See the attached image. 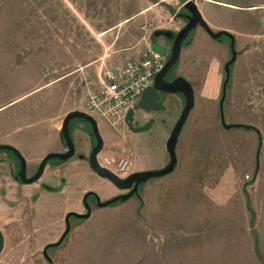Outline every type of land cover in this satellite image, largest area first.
<instances>
[{"label": "rangeland", "instance_id": "1", "mask_svg": "<svg viewBox=\"0 0 264 264\" xmlns=\"http://www.w3.org/2000/svg\"><path fill=\"white\" fill-rule=\"evenodd\" d=\"M73 1L76 2L75 5ZM104 1L0 0V107L6 106L0 110V117H5L7 125H17L22 114H29L36 120L35 118H39L42 114V107H47L48 104L55 105L60 101L63 102L59 105L61 107L75 105L79 108L77 110L86 109L88 95L85 94V105H80L72 95L79 85L77 75L70 76L65 83H53L74 69L69 66L61 67L57 63L64 47L69 50L67 55L70 60L77 55L84 56L85 61L83 59L80 61L83 65L105 53L104 42H111L120 30L133 31L141 27V36L144 40L150 41V34L154 31L178 32L184 27V21H174V16L183 10L186 0L160 1L157 4L153 3L157 0H107L105 3ZM194 1L197 5H202L206 0ZM210 1L206 7L208 10L203 9L202 15L205 21L207 22V18H212L211 21L221 26L234 27L240 32L234 34L238 58L231 67L232 78L226 91L224 103L226 123L254 126L261 133L263 145L260 148V136L254 130L224 129L219 104L226 78L224 67L231 59L229 40L223 37L221 43L215 41L204 34L206 32L201 27L191 32L184 42L179 63L173 69L177 76L184 77L193 85L196 100L195 108L187 118L179 143L180 146L186 145V149L191 152L190 155L195 160L190 166L192 170L221 175L222 180L218 190L222 192L221 199L226 206L236 198L234 196L229 199L226 196L231 192L230 183H234L235 187L242 191L243 189L248 191L245 204L250 214L249 218L255 223L258 234L264 237V0ZM143 5H153V8L138 20L123 22L124 25L110 37L94 35V32L88 29L90 22L91 25L95 24L94 19L89 21L79 14L86 9L89 16L95 17L98 16L95 13L100 15L111 8L112 12L122 20ZM79 9L80 12L77 14ZM96 22L99 29L109 24L105 19ZM211 29L214 32L229 31L216 27ZM75 80L77 82L74 83ZM35 89L39 91L18 100L20 96ZM82 89L85 87L83 86ZM163 102L166 111L156 115L158 122L148 132L131 133L124 121L113 125L112 121L98 119L100 133L104 139V149L98 159L103 166L121 177H126L140 172L141 168L162 169L164 167H161V164L167 157L165 166L168 164L169 154L165 143L184 109L185 100L180 95H166ZM58 108L54 112H57ZM163 118L167 119L165 124L160 122ZM81 123L87 132L92 133L89 124ZM77 124V121L72 122L74 129L71 135L75 142L76 156L68 161L50 160L45 175L39 180L42 184L50 175L49 179H53L51 182L57 187L58 184H62L63 178H71L66 184L64 193L44 196L39 204L38 220L47 224L50 223L49 221L62 220L68 213L74 212L69 208L76 206L78 202L82 203L84 195L88 193H95L99 198L116 196L114 194L117 187L113 183L91 171L88 163L78 160L79 153L88 156L90 149L81 151V143L75 134ZM79 139L83 141V138ZM31 141L34 149H38L39 144L43 147L51 143L47 140L38 143L39 139L35 138ZM51 153L60 154L55 150L48 154ZM4 155L15 159L19 169L20 163L11 152L0 151V156ZM2 165L3 161L0 159V167ZM30 168L31 166H28L29 174L37 171V169L31 171ZM89 173L90 177L87 176ZM82 174L85 176L82 177ZM161 178L148 180L150 182L146 183L147 188L152 191L153 180ZM85 188L89 191L83 195L81 190ZM92 201L89 199V202ZM134 203H128L126 209L133 212ZM102 212L105 215L108 213L107 210ZM129 215H132L129 218L133 221L137 219L133 213ZM150 218H146V221L151 224L153 219ZM76 220L72 217L70 223L74 225L77 223ZM132 220L127 221L125 218L127 224L122 231L126 230ZM136 226L137 223L132 225L134 228ZM129 231L132 233V230ZM150 231V229L146 230L147 236L150 235ZM133 233L135 235L130 238L129 245H125L130 252L135 248L132 241H135L137 236H142L140 230ZM52 249L54 248H50ZM49 261L51 262V259ZM98 262L102 261H94L95 264Z\"/></svg>", "mask_w": 264, "mask_h": 264}, {"label": "crops", "instance_id": "2", "mask_svg": "<svg viewBox=\"0 0 264 264\" xmlns=\"http://www.w3.org/2000/svg\"><path fill=\"white\" fill-rule=\"evenodd\" d=\"M160 1L172 0H157L153 3L157 4ZM210 2L206 0L202 5L198 4L202 14L203 9ZM152 8L153 5H143L122 20L112 12L111 8L100 15L95 13L98 15L95 17L89 16L86 9L81 12L79 9L76 13L80 12L79 14L89 21L94 19L95 24L91 25L90 22L88 27L94 35L110 37L124 25L123 22L138 20ZM103 19L109 24L99 29L96 21ZM114 19L116 21H113ZM211 20L212 18H207L211 27L227 29L229 30L227 32L233 35L240 33L234 27L221 26ZM141 34V27L133 31L120 30L115 39L109 43L104 42L105 53L83 65L80 61L82 59L85 61L84 56L77 55L70 60L67 55L69 50L64 47L61 50L63 54L58 57L57 63L61 67L77 68L59 77L53 83H65L67 78L77 75L79 85L72 95L80 105H85V94L88 95L91 90L99 87L104 72L125 65L151 48V40H144ZM160 44L164 43L160 42ZM83 86L86 90L82 89ZM38 91L39 89L32 90L20 96L18 100ZM62 103L60 101L58 104L42 107V114L39 118H35L36 120L29 114H22L17 125H7L5 117H0V145L8 144L17 148L27 160L28 166H31V171L38 169L39 164L49 152L55 150L65 153L67 145L61 136V123L68 113L79 108L75 105L59 106ZM4 107L6 106L0 107V110ZM57 108L58 111L54 112ZM75 134L81 143V151L91 149L93 139L89 132L76 127ZM32 138L39 139L38 143L45 140L51 143L43 147L39 144L38 149H34ZM79 138H83V141ZM179 142H177L176 155L178 163L172 173L153 180L152 191L145 184L139 196L122 202V205L115 204L108 209L93 210L90 218L77 221V225H72L64 242L49 250L48 258L52 263L48 258L46 259L44 252L48 245L55 244L63 235L66 229L64 221L66 216L62 220L49 221V224L39 221V204L44 196L64 193L66 184L71 178H63L65 182L58 184L57 187L51 182L53 179H49L50 175L42 184L39 181L33 184H20L14 179V174L18 170L15 159L9 155L0 156L3 161L0 167V229L5 240L0 264H95V260L102 261L96 264H264V237L258 234L255 223L249 218L250 214L245 204L248 191L245 189L242 191L235 187L234 183H230L231 192L223 196L226 195L229 199L234 196L236 198L226 206L221 199L222 192L218 190L222 180L221 175L209 171L203 173L192 170L190 166L195 160L192 159L186 145L180 146ZM179 148L183 149L179 150ZM167 158L163 160L161 167L165 168ZM82 161L87 164L85 160ZM147 169L141 168V171ZM46 170L47 167L45 172ZM87 176L90 177V173ZM44 184L53 185L58 190L47 191L42 186ZM88 191V188L81 190L83 195ZM118 193L120 192L116 189L114 196ZM111 197L112 195L104 196L101 200H109ZM130 202L136 203L132 205L135 207L133 212L126 209ZM82 207V203L78 202L69 210L82 213L84 211ZM103 210H107L108 213L105 215ZM132 213L137 218L134 221L129 218L132 216L129 214ZM145 217L153 219L152 222L150 221L151 224L147 223ZM125 218L127 221L131 219L132 222L128 223L126 230L122 231L127 224ZM135 223H137V229L132 227ZM145 229L151 230L149 236ZM129 230H132V233ZM138 230L141 231L142 236H137L135 241H132L135 248L130 252L125 245L135 235L133 232L137 233Z\"/></svg>", "mask_w": 264, "mask_h": 264}, {"label": "water", "instance_id": "3", "mask_svg": "<svg viewBox=\"0 0 264 264\" xmlns=\"http://www.w3.org/2000/svg\"><path fill=\"white\" fill-rule=\"evenodd\" d=\"M184 5V9H186L190 15L187 16L188 18V24L183 27L178 33L174 34L173 31L170 30H157L154 32L153 35L156 37L164 36L168 40L173 41L171 51L168 53L167 49H165L161 44L155 41H150V47L156 51L157 53H160L161 55L165 56L167 58L166 63L161 69V72L158 73L154 80V84L146 89L141 97L139 98L138 102L133 108H130L125 122L131 127L133 123H135V115L136 112L139 110H144L146 112H149L151 110L159 111L161 109V104L157 102L156 95L157 92H163V93H168V94H181L184 97L185 100V106L180 118H178V121L176 125L174 126L171 135L167 141L166 148L169 156V162L165 166V168L159 169V170H144L140 172H135L132 173L126 177H121L109 168L103 166L101 162L99 161V155L104 149V139L100 133V128H99V122L96 118L91 116L85 111H80V110H74L71 111L66 115L64 118L63 122L61 123V136L63 137L65 143H66V148L67 151L65 153H51L48 154L43 161L39 164L38 171L35 173L33 177L28 178L27 176V171H28V163L26 162L27 160L25 157L21 154L17 148L8 145V144H1L0 145V151H7L11 152L19 161L20 163V171H19V177L21 182L25 184H33L43 176V172H45V169L49 163L50 160H61V161H68L69 159L75 157L76 155V148H75V142L73 139L72 135V130L74 127L72 126V122L77 121V122H84L89 124L92 127V135H94L96 139V145L93 146V150L91 152V155L89 157V164L91 167V170L94 171L97 175H99L101 178L108 179L111 181L110 183H113L116 187L123 191L129 190L128 193H124L121 195H117L116 197L102 202L101 199L98 197L97 198V203H98V208H104L113 204H118V202H126L129 199H131L134 196L139 195V187L142 184H145L148 182V180H151L153 178H160L164 177L170 173H172L175 170V167L177 166L178 163V157L177 155V145L180 139V135L182 133V130L187 122V118L190 116L192 110L195 108L196 100H195V92L193 85L188 82L187 79L184 77L180 76L174 80V82H166L165 78L167 75L174 69V67L179 63V60L182 54V49H183V44L194 30H196L199 26L202 27L211 38L214 40H221L222 37L226 36L231 40V51H232V57L231 59L227 62L225 68V74L226 78L224 79V84H223V91H222V97L220 101V113H221V119H222V125L224 129L230 130L232 128H245L248 130H254L256 131L259 136H260V148H262L263 145V140H261V133L257 128L251 125H244V124H227L226 119H225V101H226V96L227 93L226 91L228 90V85L230 83V79L232 78V66H234V63L236 62L238 56V51L236 49V39L235 36L227 31H218L214 32L209 24L205 21L200 9L198 8L199 6L194 0H186ZM179 17H185L183 14H177L174 16V21H177ZM154 121L149 123L148 125L144 127H138L137 129H132L134 132H146L150 130L153 126ZM260 151V150H259ZM258 151V153H260ZM84 158V156H80V159ZM89 195H93L92 193H88L85 195V201L89 197ZM91 215V212H89L85 215H79L77 213H70L67 215V221L70 219L71 216H75L77 218L82 219H87ZM70 230V225L68 223V230L67 233ZM64 238V237H63ZM63 240V239H62ZM61 240V242H62ZM61 242L57 244H52V245H59ZM5 246V240H4V235L2 230L0 229V255L3 252ZM47 251V248H46ZM45 251V252H46Z\"/></svg>", "mask_w": 264, "mask_h": 264}, {"label": "built area", "instance_id": "4", "mask_svg": "<svg viewBox=\"0 0 264 264\" xmlns=\"http://www.w3.org/2000/svg\"><path fill=\"white\" fill-rule=\"evenodd\" d=\"M167 58L149 48L136 59L121 67L104 72L99 87L88 94L86 111L98 119L112 121L117 125L151 87Z\"/></svg>", "mask_w": 264, "mask_h": 264}, {"label": "flooded vegetation", "instance_id": "5", "mask_svg": "<svg viewBox=\"0 0 264 264\" xmlns=\"http://www.w3.org/2000/svg\"><path fill=\"white\" fill-rule=\"evenodd\" d=\"M186 3V2H185ZM185 5V4H184ZM178 14H183V15H185V17H179V19L178 20H183L184 21V27L188 24V18H187V16L188 15H190V13L186 10V9H184L183 8V10L182 11H180ZM200 27V26H199ZM202 28V27H201ZM203 29V28H202ZM204 30V29H203ZM205 31V30H204ZM155 32V31H154ZM154 32H152V34H150L151 35V38H150V40L151 41H155V42H158L159 44H160V42H163L164 44H161L165 49H167V51H168V53L171 51V47H172V44H173V41H170V40H168L166 37H164V36H158V37H156L155 35H153L154 34ZM206 32V31H205ZM176 33H178V32H174V34H176ZM206 34L207 35H209L207 32H206ZM190 36V35H189ZM235 36V35H234ZM224 37H226V36H224ZM189 38V37H188ZM187 38V39H188ZM223 38V37H222ZM222 38H221V40H215V41H219L220 43L222 42ZM228 38V37H227ZM213 39V38H212ZM236 39V38H235ZM228 40H229V46H230V53H231V55H232V51H231V40L228 38ZM237 42V41H236ZM235 42V43H236ZM171 44V45H170ZM236 46H237V43H236ZM237 49V48H236ZM230 55V56H231ZM232 57V56H231ZM227 64V63H226ZM226 66V65H225ZM178 77H180V76H177V74H176V72L174 71V70H172L168 75H167V77L165 78V81L166 82H174V80L176 79V78H178ZM231 82V81H230ZM230 84V83H229ZM229 86V85H228ZM156 95V98H157V102L158 103H160L161 104V109L159 110V111H155V110H151V111H149V112H146V111H144V110H139V111H137L136 112V115H135V123H133L132 124V126L130 127L128 124H127V122H125V124H126V126H127V128L129 129V130H131V133H138V132H134L132 129H137L138 127H144V126H146V125H148L149 123H151L152 121H154V123H153V125L154 124H156L157 122H158V117H156V115L157 114H160V113H163V112H165L166 111V108L164 107L165 105H164V102H163V98L166 96V95H173V94H168V93H161V92H157V94H155ZM175 95V94H174ZM178 95H180L181 97H183V95H181V94H178ZM183 99H184V97H183ZM84 111V110H83ZM183 111V110H182ZM86 112V111H85ZM181 116V115H180ZM180 118V117H179ZM160 122L162 123V124H165L166 122H167V119H160ZM177 123V122H176ZM82 126V127H81ZM84 125L81 123V122H78V124H77V129H81L82 131H84L85 130V128L83 127ZM152 128H153V126H152ZM151 128V129H152ZM150 129V130H151ZM150 130H148V131H150ZM148 131H146V132H148ZM139 133H142V132H139ZM89 135H91V138L93 139V142H95V143H93L92 145H91V149H90V153H89V155L87 156V155H83V154H80L79 153V159H80V156H84V158H82L81 160H85L88 164H89V157H90V155H91V152H92V150H93V146H95L96 145V139H95V137H94V135H92V133H90ZM101 154V153H100ZM100 156V155H99ZM16 160H18L17 158H16ZM19 161V160H18ZM100 161V160H99ZM89 167H90V164H89ZM91 168V167H90ZM19 171H20V167H19V169L16 171V173L14 174V179L18 182V183H20V184H25V183H23V182H21L20 181V179H18V177H19ZM37 171H38V169H37ZM37 171L36 172H34L33 174H29L28 173V171H27V176H28V178H30V177H33L34 175H35V173H37ZM94 172V171H93ZM95 173V172H94ZM41 179V178H40ZM39 179V180H40ZM106 180H108V179H106ZM109 181V180H108ZM38 182V181H37ZM65 182V180L63 179L62 180V183H64ZM111 182V181H110ZM146 184V183H145ZM145 184H142L140 187H139V193H140V191H141V189H142V187L145 185ZM43 186V188L45 189V190H47V191H50V192H54V191H57L58 190V188H55V187H53V185L52 186H50V185H46V184H44V185H42ZM117 189L119 190V192L120 193H118L117 195L119 196V195H121V194H124V193H128L129 192V190H127V191H123V190H121V189H119L118 187H117ZM138 193V194H139ZM87 195V194H86ZM116 195V196H117ZM85 196V195H84ZM115 196V197H116ZM137 196H139V195H137ZM136 196V197H137ZM135 197V196H134ZM97 198H98V195H96L95 193H93V195H89V197L87 198V200L85 201V197H84V200L82 201V205H83V209H84V211L82 212V213H77V212H70V213H77V214H79V215H85V214H87L88 212H89V210H90V212H91V215H92V212H93V210H96V209H100V208H98L97 206H98V203H97ZM89 199H92L93 201V203L92 202H89ZM101 199V198H100ZM112 199V198H111ZM110 200V199H109ZM102 202H105V201H108V200H105V201H103V200H101ZM119 203V202H118ZM117 204V203H116ZM113 205H115V204H113ZM118 205V204H117ZM110 206H112V205H110ZM70 213H68V214H70ZM67 214V215H68ZM67 215H66V217H65V223H66V232L64 231V233H63V235L61 236V238L59 239V241H57L55 244H57V243H59V242H61V240H62V242H61V244L64 242V240L67 238V236L69 235V233H70V230H71V227H72V224L70 223V220H71V218L72 217H74V218H76L77 220L76 221H85V219H80V218H77V217H75V216H71L70 217V219L67 221ZM91 215H90V217H91ZM89 217V218H90ZM88 219V218H87ZM68 223H69V225H70V230H69V232L67 233V230H68ZM64 237V238H63ZM60 245V244H59ZM59 245H57L56 247H58ZM52 248H54V247H52ZM50 250V248L46 251V252H44V254L46 255V259H47V257H49V254H48V251Z\"/></svg>", "mask_w": 264, "mask_h": 264}, {"label": "trees", "instance_id": "6", "mask_svg": "<svg viewBox=\"0 0 264 264\" xmlns=\"http://www.w3.org/2000/svg\"><path fill=\"white\" fill-rule=\"evenodd\" d=\"M246 191V190H245ZM52 247H56V245L54 246V245H48L47 246V250L49 249V248H52ZM48 258V257H47ZM49 260H50V258H48ZM52 263V262H51Z\"/></svg>", "mask_w": 264, "mask_h": 264}]
</instances>
